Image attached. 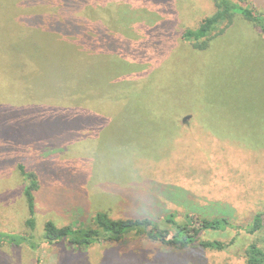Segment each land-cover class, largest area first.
I'll list each match as a JSON object with an SVG mask.
<instances>
[{
  "label": "rangeland",
  "instance_id": "rangeland-1",
  "mask_svg": "<svg viewBox=\"0 0 264 264\" xmlns=\"http://www.w3.org/2000/svg\"><path fill=\"white\" fill-rule=\"evenodd\" d=\"M264 19V0H231ZM214 0H0V232L22 234L34 174L35 233L0 244V264H244L264 233V36L236 16L204 51L182 39ZM22 165L23 174L19 168ZM169 215L225 216L241 229L168 249L130 233L85 249L42 241L43 225L90 227ZM173 231V230H171ZM118 254V255H117ZM121 260V261H122Z\"/></svg>",
  "mask_w": 264,
  "mask_h": 264
},
{
  "label": "trees",
  "instance_id": "trees-1",
  "mask_svg": "<svg viewBox=\"0 0 264 264\" xmlns=\"http://www.w3.org/2000/svg\"><path fill=\"white\" fill-rule=\"evenodd\" d=\"M236 16L243 20L250 21L259 32L264 36V19L262 16L255 14L252 10L243 7L231 0H214V12L205 17L196 29L185 30L182 34L184 42L189 43L194 49L204 51L208 47V42L213 34H219L228 28ZM21 172L25 174L24 167L19 166ZM29 184L23 189V196L27 204L28 218L25 221V230L22 234L15 236L13 233L8 234L0 232V244L13 245L15 240L29 243L30 236L35 233V203L33 193L38 190L39 182L36 175L28 174ZM184 222H177L173 215H169L165 223L170 225V229L161 228L158 222L148 219H118L112 220L107 214L98 212L94 217L92 226L85 227H57L53 222L46 221L43 225L42 241L49 245H66L71 248H87L95 244L121 243L130 233L141 232L144 237L152 242L159 243L168 249L195 248L197 250L209 251L211 253L228 252L234 241L223 244L218 241L201 240L203 232H222L227 229H241L242 226L233 224L225 216L215 217L212 219L200 217L198 215H187ZM244 230L249 236H257L264 233V211L254 214ZM173 230V231H171ZM140 234V233H139ZM123 253L124 260L117 258L110 264H156L154 261H140L134 255L133 251L117 252ZM118 255V254H117ZM244 264H264V250L257 242L251 243L243 253ZM122 260V261H121ZM0 263L2 261L0 260Z\"/></svg>",
  "mask_w": 264,
  "mask_h": 264
},
{
  "label": "crops",
  "instance_id": "crops-1",
  "mask_svg": "<svg viewBox=\"0 0 264 264\" xmlns=\"http://www.w3.org/2000/svg\"><path fill=\"white\" fill-rule=\"evenodd\" d=\"M39 189V188H38Z\"/></svg>",
  "mask_w": 264,
  "mask_h": 264
}]
</instances>
